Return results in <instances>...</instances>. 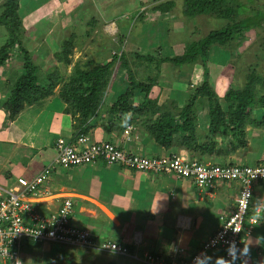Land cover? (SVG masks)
Wrapping results in <instances>:
<instances>
[{"label": "crops", "instance_id": "crops-1", "mask_svg": "<svg viewBox=\"0 0 264 264\" xmlns=\"http://www.w3.org/2000/svg\"><path fill=\"white\" fill-rule=\"evenodd\" d=\"M69 1L76 3L77 0ZM129 1V5L136 9L138 0ZM67 2L68 0H39L40 7L35 10L33 8L35 4L30 2L28 6L33 10L28 16L22 17L25 36L33 37L34 31L39 30V26L44 22L51 24H47L48 29L52 28L54 26L52 19H56L55 16L60 11L75 13L70 9L71 3ZM85 2L87 7L85 6L82 12L84 16L91 18L87 21L90 29L86 35L91 36V32L96 30L101 31L105 36L106 24L117 20L120 9L116 8V3L112 0H85ZM139 2L143 3V0ZM90 9L92 12H88ZM134 13L140 15L139 20L145 19L139 10H135ZM62 17L69 22L66 16L62 15ZM119 25H123V28L117 26L121 38L126 24ZM45 29L48 30L47 26ZM66 30L67 26L61 25L60 30L55 34L56 40H59L56 44L60 41L64 43L69 37V39L74 38L79 45H84V41L78 38V35L75 33L71 35ZM107 35L110 36L108 33ZM180 55L182 54L177 56ZM17 62L15 61V64L10 62L3 68V72L11 70L12 65L16 68L21 65ZM22 73L21 68L16 70L17 77ZM4 87L0 84L1 100L9 96L11 91V88L6 87L4 90ZM229 89L230 87L213 89L220 98L224 111L227 110L224 97ZM175 93L180 94L181 97L172 96ZM185 93L183 86L167 88L154 86L151 97L154 95L157 98L159 107L166 105L171 108L176 104L177 108L182 109L189 101L185 98ZM136 97L135 105H140L142 96L137 93ZM66 107L67 105L55 93L39 108L26 109L12 122L0 105V195L6 197L10 190L18 186L19 178L32 180L40 175L56 158V143L59 139L73 140V119L66 113ZM209 114L208 108L197 110L196 133L200 136L209 129ZM128 127L132 129L127 136L125 131ZM128 127L125 130L115 128L112 132L106 133L99 123L90 137L93 142H111L126 151L147 157L181 155L211 164L249 166L264 164V128L250 123L246 125L245 146H240L234 135L216 132L210 135V140L201 137V144L206 141L214 143V146L209 145L202 151L188 150L178 144H174L169 149L161 147L144 126V122L131 124ZM239 189L238 183L221 182L210 192H200L189 179H179L175 175L133 171L120 166H108L104 162L69 170H57L43 188L46 193L32 199L38 211L51 214L57 211L65 199L70 198L73 201L74 223L90 230L101 241H111L126 246L131 256L27 242L21 252V262L22 264H147L140 261L144 253L160 255L164 259L176 252L186 257L194 255L201 251L203 244L220 228L222 217L231 213ZM256 209H260L262 215L258 227L247 241L250 254L242 255L235 264H264V246L257 245V240L264 237V183H259L254 188L251 213ZM221 257L219 251H210L206 255L204 264H215L216 259ZM0 264L5 263L0 260Z\"/></svg>", "mask_w": 264, "mask_h": 264}, {"label": "trees", "instance_id": "trees-1", "mask_svg": "<svg viewBox=\"0 0 264 264\" xmlns=\"http://www.w3.org/2000/svg\"><path fill=\"white\" fill-rule=\"evenodd\" d=\"M231 1L233 0H184V9L182 10L184 16L194 18L202 15H216L230 23L225 28L212 31L203 39L193 42L182 55L173 59L160 60L172 63L177 67L191 66L196 64L199 59L202 62L203 84L196 88L186 105L179 109L174 104L175 102H172L174 105L171 108L166 105L158 106L157 98L151 97L155 79L152 78L148 83H137L133 77L128 80L129 88H126L125 92L121 93L111 106H106L105 96L113 77L112 68L117 63L120 64V69L129 67V59L125 53L114 55L109 62L97 63L92 66V61H89L83 66L77 65L71 76L67 78H62L61 74L56 75V72L45 73L46 76H43L48 79V82L44 84L39 77L42 72L41 67L35 63L32 53L22 42L24 24L19 15L21 0H5L0 13V26L8 27L11 31V38L0 49V70L7 67L11 60H14L13 56H20L23 73L17 77L8 99L2 107L7 112L8 119L13 122L27 105L42 104L53 96L59 81H62L63 85L58 96L67 105L66 113L73 119V141L81 136L90 137L99 123L102 124L106 133H110L115 128L125 130L131 124L144 122V126L154 140L159 146L166 149L178 144L188 150L202 151L209 145L214 146V143L206 141L201 144V137L210 140V135L216 132L234 135L239 145L245 146L247 123L264 128V74L252 73L248 76L244 86H231L224 97L227 103V110L224 111L220 104V98L208 80L207 55L212 46L219 45L227 50L244 31L263 27L264 6L262 9L256 10L254 15L237 21L235 17L240 13V8ZM174 4V0L162 3L154 7V13H169L175 6ZM72 44L73 41L70 45L66 44L70 46L68 51L64 46L62 52L54 55L57 62L69 64ZM122 44L123 40H120L119 49ZM104 47L108 46L104 45ZM16 48L19 49L17 56L14 55ZM261 50L264 51V44ZM136 58L145 62L156 60L152 56ZM160 64H156L158 71ZM137 93L142 96L140 105H135ZM199 97L201 100L207 99V101H202L201 104L197 103ZM202 104H206L204 106L209 109L210 125L208 131L200 136L196 133L197 110L198 108L202 109ZM256 110L262 111L261 117H254L256 114L253 115V112ZM191 160H195V158L192 157Z\"/></svg>", "mask_w": 264, "mask_h": 264}, {"label": "rangeland", "instance_id": "rangeland-1", "mask_svg": "<svg viewBox=\"0 0 264 264\" xmlns=\"http://www.w3.org/2000/svg\"><path fill=\"white\" fill-rule=\"evenodd\" d=\"M112 1H115L116 8L120 9V12L117 13V16L119 15L117 20L106 24L105 31H107L110 36H108L107 33H104V36L101 34V31L96 30L93 33L91 32V36L86 35V32L90 29L87 21L91 18L84 16L82 12L87 5L85 0H77L76 3L68 0L67 3H71L70 9H73L75 13L68 14L65 13L64 10L63 12L60 11V15L57 14L55 16L56 19H52L54 22L52 28L49 27L50 29H48L47 24L50 23L44 22L39 26V30L34 31L33 37L25 36L26 30L23 28L24 36L22 42L32 53L35 63L41 67L40 69L43 73L41 72L42 74L40 73L39 77L43 83L47 84L48 82V79L44 78V76H46L45 73L56 72V75L61 74L63 76L62 78H67L71 76L77 65L83 66L89 61H92L93 66L97 63L109 62L114 55L125 53L129 59V67L128 69H120V64L117 63L112 68L113 77L109 83L105 96L106 106H111L117 97L121 93H124L126 88H129L128 80L130 77H133L134 81L137 83H148L153 78L155 79V88H160V86L162 88L183 86L186 92L185 98L189 100L195 89L203 84L204 72L201 60L199 59L196 64L191 66L185 65L183 67H177L172 63L161 62L160 60L165 58L173 59L177 57V55L183 54L190 44L203 39L212 31L225 28L230 22L216 15H202L188 18L184 16L182 12L184 9V0H174L175 6L171 12L166 14L154 13V7L171 0H143V3L136 0L138 2L136 7L138 8L139 6V9H134L130 6L129 0H125L127 3L123 0ZM4 2L5 0H0V13ZM30 2L35 4L33 5L34 10L40 7L38 3L39 0H21L19 8V15L21 17L28 16L33 10V8L28 6ZM231 2L240 8V13L238 15L236 14L235 17L237 21H240L246 16L254 15L256 10L262 9L264 6V0H233ZM135 10H139L141 14L144 15L143 19H145L139 20L140 15L134 13ZM88 12H92V9ZM62 15L66 16L69 22L65 19L63 20ZM71 20L75 22L73 23ZM121 23L126 24V27L123 29V34H121L123 36L119 39L118 34L120 31H118V27L123 28V25H119ZM61 25L62 27L66 25L71 35L73 33L78 35V38L84 41V45H79L76 40L73 38L69 39V37L64 43L60 41L56 44V41L59 40H56L55 34L60 30ZM45 26H47L48 30L45 29ZM29 33H31L30 30ZM10 38L11 31L8 27L0 26V49L6 45ZM71 40L73 41V47L70 48L71 54L69 55V64L57 62L54 55L62 52L64 46L68 51L70 46L66 44L69 43L70 45V43H72ZM120 40H123L121 49L118 48ZM263 44L264 26L244 31L241 36L230 45L231 48L227 50L219 45L212 46L208 50L207 55V68L209 71L208 80L212 89L231 86L241 87L245 85L250 74L257 72L264 74V51L261 50ZM104 45L108 47L103 48ZM14 51V55L17 56L19 49L16 48ZM138 56H152L156 60L145 62L137 59L136 57ZM13 58L14 60H11V63L18 61L17 63L21 65L17 66V68L12 65L13 68L5 72H3V69L0 70V84L5 86L4 90L6 87L12 89L17 79L16 70L21 68L23 72V63H21L22 58L20 56H13ZM156 64H160L159 71ZM62 85V81H59L55 89L57 95ZM163 95L170 96V94ZM173 95L179 98L181 97V95L177 93L172 94V96ZM152 97L153 99L156 98L154 95ZM7 99L8 96L4 97L2 100L0 99L2 101L0 105L3 106ZM202 101L206 102L207 99L201 100V97H199L197 103L201 104ZM42 104L27 105L21 113L26 109H32L31 107L37 109ZM204 105L202 104V109L207 108ZM254 113L258 115L254 117H261L263 114L261 110L254 111L253 115Z\"/></svg>", "mask_w": 264, "mask_h": 264}, {"label": "built area", "instance_id": "built-area-1", "mask_svg": "<svg viewBox=\"0 0 264 264\" xmlns=\"http://www.w3.org/2000/svg\"><path fill=\"white\" fill-rule=\"evenodd\" d=\"M131 129H126L127 136ZM56 152V158L40 175L32 180L19 178L18 186L10 190L6 197L0 195V260L5 264H22L21 252L27 242L131 256L126 246L101 241L90 230L74 223L72 199H65L57 211L51 214L40 213L32 201L46 193L43 188L55 171L98 162L133 171L189 179L200 192H210L221 182L240 185L231 213L222 217L220 228L203 244L199 253L186 257L176 252L165 259L152 253H144L141 260L134 256L147 264H196L197 258L204 262L210 251H219L224 259L231 260L228 249L233 244L237 257L235 264L242 256L241 249L260 223L262 211L256 209L251 213V205L255 186L264 183V164H211L181 155L147 157L126 151L111 142H93L89 136H81L76 141L59 139ZM253 219L256 223L252 222Z\"/></svg>", "mask_w": 264, "mask_h": 264}, {"label": "clouds", "instance_id": "clouds-1", "mask_svg": "<svg viewBox=\"0 0 264 264\" xmlns=\"http://www.w3.org/2000/svg\"><path fill=\"white\" fill-rule=\"evenodd\" d=\"M252 222L256 223V220L253 219ZM257 245L258 246H264V237H260L257 240ZM241 254L244 256L249 255L250 254V246L246 244L245 247L243 249H241ZM228 255L231 257V260H226L223 257H221V258L216 259L215 264H234L235 260L237 259L235 244H233L229 247ZM196 264H204V262L202 260H200L199 258H197Z\"/></svg>", "mask_w": 264, "mask_h": 264}]
</instances>
